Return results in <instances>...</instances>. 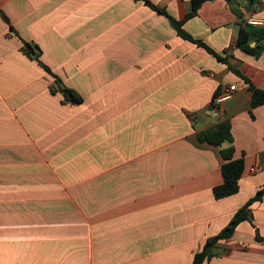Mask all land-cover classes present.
I'll list each match as a JSON object with an SVG mask.
<instances>
[{
	"label": "crops",
	"instance_id": "0c3cea01",
	"mask_svg": "<svg viewBox=\"0 0 264 264\" xmlns=\"http://www.w3.org/2000/svg\"><path fill=\"white\" fill-rule=\"evenodd\" d=\"M150 1L168 15L145 0H0V264H192L264 187L251 87L264 91V39L237 46L241 25L264 28V3L205 0L188 17L193 0ZM222 120L232 143L198 140ZM230 145L240 188L216 198ZM249 209L203 264H264V195Z\"/></svg>",
	"mask_w": 264,
	"mask_h": 264
},
{
	"label": "trees",
	"instance_id": "16d2710c",
	"mask_svg": "<svg viewBox=\"0 0 264 264\" xmlns=\"http://www.w3.org/2000/svg\"><path fill=\"white\" fill-rule=\"evenodd\" d=\"M205 0H193V10L191 13H189L188 17L195 14L196 10L200 7V5ZM146 4L151 6L152 8L157 9L158 11L162 12L163 14L168 15L167 11L162 8L154 5L150 0H145ZM2 16L5 20H8L7 16L2 13ZM172 23L176 27L178 33L183 38H186L188 40L194 41L198 43L199 45L205 46L211 53L216 55L219 59L226 61V58L217 54L214 50H212L210 47L206 46L203 42L200 40L195 39L191 34H189L187 31H185L182 28L183 21L175 20L171 18ZM249 24H243L240 26L239 30V36L237 40V46L244 49V50H250V41L252 36H254L257 40L264 39V28H261L256 31H252L250 29ZM25 46L27 48V52L30 56H34L35 58L38 57V52L36 51L33 46L25 42ZM43 65V64H42ZM44 66V65H43ZM48 71L50 69L46 66H44ZM237 71V70H236ZM238 72V71H237ZM56 77V83L61 89V91L64 93V97L66 101H70L72 103H81L83 102V97L76 92L73 89H70L68 87H65L62 85V82L59 77ZM253 90V101L252 105L257 106L259 104L264 103V91L256 88L254 85H251ZM220 94V90H217L212 98V101L209 105V108H217L216 103V97ZM191 117L194 115L189 114ZM197 138L200 142H206L209 144H212L214 146H222V144L226 141L232 143L233 142V135L231 132V123L228 120H222L217 122L216 124L203 129L197 133ZM233 152L234 147L233 145H230L227 148L220 149V154L224 160L222 164V173L224 181L214 187V196L216 198H222L231 194H234L238 192L240 185L239 180L242 176L243 170H244V161L242 159H233ZM264 195V187L260 189L254 197L249 199V201L242 206L232 217L231 221L226 225L220 233L217 235H214L212 237H209L203 246L202 250L197 252L194 255V259L192 264H203L204 261L211 259L213 256L216 255V252L214 251V246L217 241L220 239H226L232 236L234 233L237 225L243 221V220H249L250 217V205L256 201L262 198ZM258 238H261L259 234H257Z\"/></svg>",
	"mask_w": 264,
	"mask_h": 264
},
{
	"label": "built area",
	"instance_id": "2783aa9c",
	"mask_svg": "<svg viewBox=\"0 0 264 264\" xmlns=\"http://www.w3.org/2000/svg\"><path fill=\"white\" fill-rule=\"evenodd\" d=\"M256 2H259V3H264V0H255ZM250 24H253V25H260L263 23V21L261 19H256V18H251L250 19ZM235 89V86H231L229 89L223 91L221 94H219L217 97H216V103H221L223 102L224 100L226 99H229L231 96H232V91ZM257 169H259L258 166H253L251 167V171H256Z\"/></svg>",
	"mask_w": 264,
	"mask_h": 264
},
{
	"label": "water",
	"instance_id": "95a60500",
	"mask_svg": "<svg viewBox=\"0 0 264 264\" xmlns=\"http://www.w3.org/2000/svg\"><path fill=\"white\" fill-rule=\"evenodd\" d=\"M250 216H252V215H250Z\"/></svg>",
	"mask_w": 264,
	"mask_h": 264
}]
</instances>
